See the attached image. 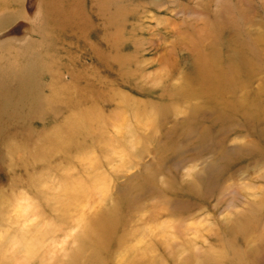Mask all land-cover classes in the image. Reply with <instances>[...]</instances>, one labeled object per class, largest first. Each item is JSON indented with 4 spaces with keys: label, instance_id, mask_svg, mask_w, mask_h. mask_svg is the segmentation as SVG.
<instances>
[{
    "label": "rangeland",
    "instance_id": "obj_1",
    "mask_svg": "<svg viewBox=\"0 0 264 264\" xmlns=\"http://www.w3.org/2000/svg\"><path fill=\"white\" fill-rule=\"evenodd\" d=\"M47 1L0 0V115L27 60L37 101L26 125L14 129L0 119V264L71 262L89 228L84 264H264V71L256 61L237 92L239 109L224 117L178 96L187 83L183 69L202 54L192 31L209 26L224 0H122L124 77L113 54L99 67L87 47L80 55L84 39L47 24ZM226 1L236 18L246 13L238 29L264 33V0ZM92 3L83 7L95 43L101 21ZM72 75L99 77L104 89L127 95L128 106L106 95L80 116L78 130L64 134L76 113L45 102L64 97ZM17 131L36 141L62 137L35 147L10 141L18 153H6L3 144Z\"/></svg>",
    "mask_w": 264,
    "mask_h": 264
},
{
    "label": "bare ground",
    "instance_id": "obj_2",
    "mask_svg": "<svg viewBox=\"0 0 264 264\" xmlns=\"http://www.w3.org/2000/svg\"><path fill=\"white\" fill-rule=\"evenodd\" d=\"M121 1L122 0H93L92 8L96 10L95 14L101 21V28L96 30L94 29V31H96L94 35L97 36L95 37V43H93V41L90 43V31L92 30L88 16H86L87 13L83 7L84 0H48L47 2H45L47 11L45 15H42V17L43 19L45 18L47 24L53 25L54 29L58 32H65L66 34L67 31L68 35L70 34L71 37L75 38L76 40L84 39V48H82L83 52H80V55L84 54V56H87L88 53H91L93 57L91 58V61L95 62L97 66L103 67L104 65L106 67L107 59L112 56L111 54H113L115 58H113V60L111 58V62H114V65L115 61L119 63V74L120 76L124 77L126 76L125 74H127L125 70V64L129 61V59L127 58L126 60L125 56L119 55V49H122V46H124V44L121 45V47H118V45L120 46L121 41L124 40V30L121 29L120 25V21L122 20L121 16H125L126 13H128V9L120 4ZM211 1L215 2V0ZM198 2L200 3L201 0H198ZM241 4L242 1L240 0L238 5L240 6ZM152 5L156 6L155 3H153ZM231 7L232 5L230 4V2L224 0V5H221V7H217V11L208 16V18L213 16L212 23L210 22L211 26L205 25L204 29L200 30L195 28L192 31L194 33V36L196 35V38L199 40L198 46L199 48H201L199 50L202 51V54H199L195 58V61H190V67H188L186 70L183 69V73L181 75H184L187 83L185 84L184 89L181 90L180 95H178L180 98H183V100H197L200 101L204 106H210V108L217 107L218 109H220V113L222 114L221 117H224L223 115H227L230 109L233 112L239 109L242 102V97H238L237 92L239 91L242 96L244 89H246L244 76L245 74H249V71L253 72L254 65L257 66L256 61L259 65L258 71H264V55L260 54L261 49L264 47V33L260 34L257 37H253L252 35L247 34L244 29L241 30L242 27L240 25L238 29V24H240V21L246 19V13H238V18H236L231 12ZM122 23H124V21ZM236 28L239 30V33H241V35H237L238 31L236 30ZM234 32L236 36L234 38H231V34L233 35ZM244 36L246 41L242 39ZM189 37L190 36H186L184 39H186L187 41ZM207 41H212L213 43H210L206 48L202 45H207L209 43ZM100 44H104V49L100 48ZM85 47H87L88 53L85 50ZM216 47H221V49L217 51ZM222 52H229L231 53V56L229 54L228 56L227 54L223 56ZM191 56L193 55L191 54ZM23 58L28 59V57L26 56H23ZM20 67L23 80L19 83V90L17 93L12 95V101L8 104V106H6V104L3 105L5 107V110L0 115V119L2 120V122L4 124L11 125L14 129L18 128L20 125H26L27 116L25 114H29V111H31V109H35L37 103L36 85L34 84V78H36V75H34L33 65L29 60H27L25 63H22ZM245 68L247 70V73H243V70ZM253 74H251V77L253 76ZM84 77L87 76L72 75L71 83L63 87L65 89L64 97H62L61 99H54L50 97L45 102L49 105L58 104L56 106L65 107L66 109L74 111L76 115H79L78 117L76 115H73L68 120L69 122L74 121L72 126L68 125L70 124L69 122L68 124H65L63 132L67 135H70V133L73 132L75 128H77V125L82 124L80 116H82L84 113L90 116L93 110L98 109L104 101L108 100L106 95L110 97L109 95L113 94V98L119 97L121 101L120 107H122V109L129 104L130 98L124 93H114L113 90H106V88L104 89L100 84L99 77ZM58 81L59 78H55L54 82L57 83ZM57 101L58 103H56ZM196 110L201 111V109L198 108ZM61 137L62 135H60L59 133H56V135H53L52 137L48 134V136H44L43 138L36 141L37 138L34 140V137L27 135V132L23 133L22 135L19 131H17L16 134H14V138L9 139L7 143L5 142L6 144H3V146L4 148L8 149L6 150V153H10L12 149H14V146L13 144H10L12 143L10 141L15 140L16 142L19 140H31V142L28 143H31V145L35 147L39 141L52 143L53 140L59 141ZM32 146L30 148H32ZM65 147L66 145L63 147V144H60V148ZM22 152H24V154H27L25 147ZM37 152L39 155L40 151ZM12 153L13 155H15L18 153V151L13 150ZM36 154L30 155V161L33 160L32 158L34 156L36 158ZM84 160L85 159L82 158L81 162H83ZM119 210L121 211L122 208ZM114 212L116 211H113V213ZM107 221L109 220L107 219ZM118 225L116 224V226ZM114 228L116 229V227ZM89 232H92L90 228L85 232V236L80 242L79 249L74 253L75 258H71V260H69L71 262H66L63 264H82L83 261L85 262L82 257L84 252L88 251L86 242L89 238ZM120 236L121 238L119 240V246L121 247L124 236ZM106 243L107 242L105 241V244ZM108 244L110 243H107L106 245ZM93 255L94 257H98V255L96 254ZM140 259L136 260L140 261ZM6 264H12V262H8Z\"/></svg>",
    "mask_w": 264,
    "mask_h": 264
}]
</instances>
